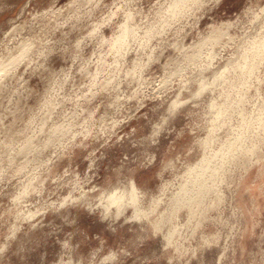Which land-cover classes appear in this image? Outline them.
<instances>
[{"label":"rangeland","instance_id":"rangeland-1","mask_svg":"<svg viewBox=\"0 0 264 264\" xmlns=\"http://www.w3.org/2000/svg\"><path fill=\"white\" fill-rule=\"evenodd\" d=\"M0 264H264V0H0Z\"/></svg>","mask_w":264,"mask_h":264},{"label":"bare ground","instance_id":"bare-ground-1","mask_svg":"<svg viewBox=\"0 0 264 264\" xmlns=\"http://www.w3.org/2000/svg\"><path fill=\"white\" fill-rule=\"evenodd\" d=\"M204 158H205V157H204ZM202 160L204 161L203 158H202ZM201 162H202V161H201ZM206 162H207V159H206ZM197 163H198V162H197ZM202 163H203V162H202ZM204 164H205V163H204ZM204 164H203V165H204ZM201 165H202V164H201ZM207 165H208V163H207ZM205 166H206V165H205ZM205 166H204V168H205ZM195 167H196V166H195ZM195 167H194V168L191 167V169L193 168V170H194ZM199 168H200V169H199ZM191 169H190V170H191ZM196 169H197V168H196ZM198 169L201 170V172L198 174V179H196V180L193 179V180H194L195 183H198V185H202V186H204V185L202 184V181H201L202 178H200V176H201L200 174L203 173V172H202L203 167H202V169H201V167L198 166ZM190 170H189V172H190ZM199 170H198V171H199ZM203 171H204V170H203ZM192 172H193V171H192ZM196 172H197V171H196ZM196 172H194V173H196ZM211 172H212V168H211V171L209 172V174H210ZM188 174H191V172L188 173ZM212 174H213V173H212ZM212 174H211V175H212ZM192 175H193V174H192ZM204 175H205V174H204ZM194 176H195V175H194ZM208 176H209V175H208ZM192 177H193V176H192ZM192 177H189V178H192ZM196 177H197V176H196ZM196 177H195V178H196ZM206 179H207V176H206ZM193 180H192V184H194V183H193ZM204 180H205V178L203 179V181H204ZM211 180H212V179H211ZM211 180H210V181H211ZM132 183H133V182H132ZM132 183H131L130 187H131V190L134 191L135 188H134V185H133ZM186 183H188V181H187ZM206 184H207V183L205 182V185H206ZM194 185H195V184H194ZM195 186H196V185H195ZM206 186H207V185H206ZM181 187H183V184H182ZM187 187H188V186H186V188H187ZM190 187H191V186H190ZM204 187H205V186H204ZM128 188H129V187H128ZM184 188H185V186L183 187V191H185ZM191 188H192V187H191ZM191 188H190V189H191ZM194 188H195V187H194ZM188 189H189V187H188ZM188 189H186V190H188ZM198 189H199V188H198ZM135 190H136V189H135ZM130 192H131V191H130ZM178 192H180V191L178 190L176 194L178 195V198H179V194H178ZM181 192H182V191H181ZM186 192H187V191H186ZM190 192H191V191H190ZM183 194H186V193H183ZM135 195H136V194H135ZM177 195L175 196L176 198H177ZM187 195H189V194H187ZM190 195H191V194H190ZM110 196H111V199H112V200H117V199H118L117 196L113 195V193H112V195H110ZM129 196H130V195H129ZM132 196H133V193H132ZM180 196H181V195H180ZM183 196H184V195H183ZM191 196H192V195H191ZM193 196H194V195H193ZM184 197H185V196H184ZM184 197H182V198H184ZM186 198H187V196H186ZM192 198H193V197H192ZM192 198H191V201H192ZM131 199H132V198H131ZM112 200H111V201H112ZM133 200H134V199H133ZM181 200H184V199H181ZM185 200H186V199H185ZM185 200H184V201H185ZM175 202H176V200H175ZM180 202H183V201H180ZM185 202H186V201H185ZM188 202H189V201H188ZM177 203H179V202H177ZM183 203H184V202H183ZM192 203H193V202H192ZM190 204H191V202H190Z\"/></svg>","mask_w":264,"mask_h":264}]
</instances>
